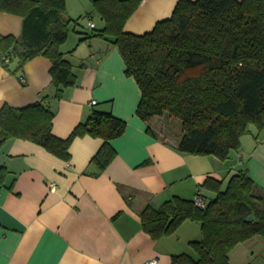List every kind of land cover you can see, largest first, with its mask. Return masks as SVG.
<instances>
[{
	"label": "crops",
	"instance_id": "obj_1",
	"mask_svg": "<svg viewBox=\"0 0 264 264\" xmlns=\"http://www.w3.org/2000/svg\"><path fill=\"white\" fill-rule=\"evenodd\" d=\"M177 2L142 0L124 31L150 32L170 18ZM91 7L90 0H65L72 20L90 18L60 46L76 85L64 88L57 99L47 59L34 58L17 74L10 72L16 61L10 71L0 64V110L41 103L53 112L52 135L59 139L94 110L126 121V129L110 142L115 157L103 171L91 163L103 142L90 136L72 141L69 161L29 141L4 143L0 166L8 176L0 188V264H144L153 258L170 264L173 255L192 254L189 243L201 241L200 226L186 221L172 235L153 241L140 224L146 206L157 209L172 197L192 200L198 193L211 199L215 194L200 188L207 177L222 181L223 188L242 170L264 191V133L254 127L241 138L240 148L221 161L177 152L174 138L162 140L160 119L145 123L136 116L138 86L125 76L118 50L92 37L104 23L100 17L99 26L93 22ZM21 23L20 17L0 12V37H18ZM228 259L230 264H264V241L253 237L240 243Z\"/></svg>",
	"mask_w": 264,
	"mask_h": 264
},
{
	"label": "trees",
	"instance_id": "obj_2",
	"mask_svg": "<svg viewBox=\"0 0 264 264\" xmlns=\"http://www.w3.org/2000/svg\"><path fill=\"white\" fill-rule=\"evenodd\" d=\"M90 1L104 23L92 37L118 50L125 76L140 91L136 116L145 123L160 119L162 140L174 138V150L224 161L251 127L264 133V0H178L170 18L141 35L125 32L124 26L142 0ZM0 12L22 19L18 37H0V64L10 71L16 61L10 72L17 74L32 59H47L60 99L63 89L77 82L60 52L70 24L77 23L68 17L65 0H0ZM53 118L41 103L2 107L0 149L10 139H21L69 161L72 141L90 136L103 142L91 159L103 171L115 157L110 142L127 126L110 112L94 110L66 139H59L52 135ZM175 120L178 133L170 129ZM7 176L0 166V188ZM200 188L215 194L208 200L199 193L194 197L204 201V208L194 199L172 197L140 213L141 228L153 241L172 235L186 221L199 224L202 239L189 243L192 254L173 255L170 264H230L228 255L236 245L253 237L264 241V191L246 170L233 174L224 188L212 177ZM250 216L254 221L247 222Z\"/></svg>",
	"mask_w": 264,
	"mask_h": 264
},
{
	"label": "rangeland",
	"instance_id": "obj_3",
	"mask_svg": "<svg viewBox=\"0 0 264 264\" xmlns=\"http://www.w3.org/2000/svg\"><path fill=\"white\" fill-rule=\"evenodd\" d=\"M92 5V4H91ZM90 14L92 17V20L94 23H97L99 26V16L96 14V12L93 10V6L90 8ZM87 16V15H84ZM77 17H75L76 19ZM88 22V18H84V17H79L77 19V23H71L69 26V32H68V36L73 34V29L74 28H84L85 23ZM83 24V25H82ZM99 27H97L98 29ZM72 31V32H70ZM170 129H172V131H174L175 133H178L180 131V124L177 120H175V122L171 125ZM225 187V185L223 186V188Z\"/></svg>",
	"mask_w": 264,
	"mask_h": 264
},
{
	"label": "built area",
	"instance_id": "obj_4",
	"mask_svg": "<svg viewBox=\"0 0 264 264\" xmlns=\"http://www.w3.org/2000/svg\"><path fill=\"white\" fill-rule=\"evenodd\" d=\"M89 27L93 28L94 25L90 22L89 23ZM20 79L23 82V79L22 78H20ZM91 104L95 105L96 102L92 101ZM194 200H195L196 206H198L199 208H204L205 207V203H204V201L201 198H194ZM157 262H158V260L153 258V259H150V260L146 261L144 264H157Z\"/></svg>",
	"mask_w": 264,
	"mask_h": 264
},
{
	"label": "water",
	"instance_id": "obj_5",
	"mask_svg": "<svg viewBox=\"0 0 264 264\" xmlns=\"http://www.w3.org/2000/svg\"><path fill=\"white\" fill-rule=\"evenodd\" d=\"M246 221L249 222V221H254V217L253 216H250L249 218H246Z\"/></svg>",
	"mask_w": 264,
	"mask_h": 264
}]
</instances>
